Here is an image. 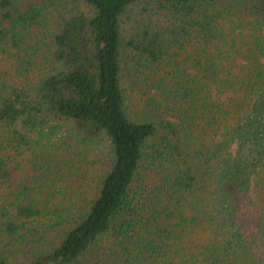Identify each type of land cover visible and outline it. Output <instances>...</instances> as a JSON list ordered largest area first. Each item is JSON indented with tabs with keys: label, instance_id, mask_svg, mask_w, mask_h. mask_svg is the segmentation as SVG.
I'll list each match as a JSON object with an SVG mask.
<instances>
[{
	"label": "trees",
	"instance_id": "1",
	"mask_svg": "<svg viewBox=\"0 0 264 264\" xmlns=\"http://www.w3.org/2000/svg\"><path fill=\"white\" fill-rule=\"evenodd\" d=\"M0 264H264V0H0Z\"/></svg>",
	"mask_w": 264,
	"mask_h": 264
},
{
	"label": "rangeland",
	"instance_id": "2",
	"mask_svg": "<svg viewBox=\"0 0 264 264\" xmlns=\"http://www.w3.org/2000/svg\"><path fill=\"white\" fill-rule=\"evenodd\" d=\"M5 59H7L8 61H11L12 57H10V55H6ZM4 69H7L9 70L10 72H7V73H4V77L8 78L9 80H12L14 79V75L12 73V70L10 68V62H6L4 64ZM128 101H130V104H131V108L133 107L134 109V113H137L138 111L142 110V105H140L137 100H136V96L134 93L131 94V97L128 99ZM173 112L172 111H169L167 112L166 114H164V116L166 118H173ZM38 152V150H36ZM55 153L52 154V156L55 158V160H59L61 161L63 159V155L64 153H59V151H55ZM61 156L62 158L60 159L58 156ZM23 164V163H22ZM35 168L33 166L32 163L30 162H27V163H24L20 168H16L15 170H13V177L14 179L19 182L20 180H27V178L34 172ZM13 259L12 260H21L24 258V256L21 254V253H17L16 255H14L12 257Z\"/></svg>",
	"mask_w": 264,
	"mask_h": 264
}]
</instances>
